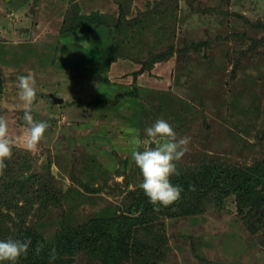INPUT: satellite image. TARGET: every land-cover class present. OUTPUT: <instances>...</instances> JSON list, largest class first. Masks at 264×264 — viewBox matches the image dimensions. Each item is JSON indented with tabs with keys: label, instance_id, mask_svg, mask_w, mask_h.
Instances as JSON below:
<instances>
[{
	"label": "rangeland",
	"instance_id": "374dc122",
	"mask_svg": "<svg viewBox=\"0 0 264 264\" xmlns=\"http://www.w3.org/2000/svg\"><path fill=\"white\" fill-rule=\"evenodd\" d=\"M94 12L105 24H127L142 13L152 21L145 38L118 47L108 71L98 57L101 44H110L104 22L98 32L88 25L69 37L59 33L64 20L71 29ZM261 26L264 0H0V116L13 138L22 135L27 125L14 107L15 84L31 73L37 89L31 115L49 125L36 151L16 144L6 160L9 175L0 186L10 189L0 192V240L26 229L51 239L66 221L126 213L142 190L132 153L160 146L144 143L145 129L159 119L177 139L190 138L177 162L183 170L261 162ZM169 51L150 65L152 55ZM215 200L203 213L164 221V247L153 264H264V227L246 222L234 196ZM99 263L79 253L70 264Z\"/></svg>",
	"mask_w": 264,
	"mask_h": 264
},
{
	"label": "trees",
	"instance_id": "16d2710c",
	"mask_svg": "<svg viewBox=\"0 0 264 264\" xmlns=\"http://www.w3.org/2000/svg\"><path fill=\"white\" fill-rule=\"evenodd\" d=\"M169 12L173 17L174 10ZM143 15L138 14V20L135 17L127 24H122L121 21L105 24L103 21L104 27L102 20L98 19L99 15L94 12L90 15H81L78 19L81 23L78 22L71 29L65 27L64 20L59 33L69 37L76 34L75 31L79 28L88 25L97 32L98 28L103 26L105 29L102 31L108 34L110 44L107 40L101 44L98 57L99 62H104L105 71H108L110 64L117 58L120 45H126L134 37H146L144 32L152 21H147ZM260 28L264 29V26ZM154 29L152 31L157 32ZM171 37L175 38V33ZM158 38L159 36L155 35V40ZM150 39H154V35ZM262 43L264 38L260 45ZM188 49L197 50V45L191 44ZM172 53L164 52L156 57L151 54L153 58L150 65L153 62L165 61ZM2 84L0 76V95L3 91ZM78 103L84 106L91 105L81 101ZM5 165L0 174V181L4 183L6 176L9 175L10 160L5 161ZM176 167L179 174L173 175L170 180L173 185L180 186L182 192L180 199L174 204L167 208L161 207L159 212H155L153 205L141 190L133 195V201L125 209L126 213L101 211L88 221L77 225L66 221L51 239L45 238L38 231L26 229L15 239L30 240L31 243L27 254L22 255L16 264H70L72 258L79 253L92 256L99 260V264H153L155 254L164 247L166 238L164 221L203 213L205 204L217 202L215 199L220 196H234L236 209L241 215L244 214L246 222H252V227L256 224H259L260 228L264 227V159L255 163L253 167L243 169L227 164L210 166L202 163L199 167L183 170L177 162ZM24 183H27L26 179ZM9 189L0 186V192H7ZM245 208L248 209L247 212ZM41 245L43 247L37 253L36 249ZM53 249L54 260L50 258Z\"/></svg>",
	"mask_w": 264,
	"mask_h": 264
},
{
	"label": "clouds",
	"instance_id": "9594fccd",
	"mask_svg": "<svg viewBox=\"0 0 264 264\" xmlns=\"http://www.w3.org/2000/svg\"><path fill=\"white\" fill-rule=\"evenodd\" d=\"M15 88L17 89L18 103L14 107L23 111V118L27 126L23 129L21 136L13 138L7 120L0 116V174L6 167L5 161L12 157L14 145L19 144L29 152L36 151L46 129L49 127L46 122L34 121L31 115L37 95L34 75L29 73L18 76ZM145 135L147 137L144 141L145 144L160 141V146L145 148L143 151H133L132 159L142 177L140 188L153 205V210L159 212L161 207L167 208L180 199L182 188L173 185L170 177L179 174L176 162L187 152L190 138L181 137L177 139L176 132L163 119L157 120L153 125L146 128ZM132 143L139 147L141 142L134 139ZM30 243V240L22 241L11 238L0 240V262L16 264L22 255L27 254ZM42 247V245L37 247V253ZM50 258L55 259V249L52 250Z\"/></svg>",
	"mask_w": 264,
	"mask_h": 264
}]
</instances>
